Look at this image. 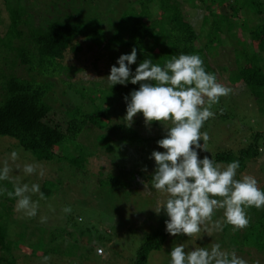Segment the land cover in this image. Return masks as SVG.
Returning <instances> with one entry per match:
<instances>
[{
    "label": "rangeland",
    "instance_id": "1",
    "mask_svg": "<svg viewBox=\"0 0 264 264\" xmlns=\"http://www.w3.org/2000/svg\"><path fill=\"white\" fill-rule=\"evenodd\" d=\"M130 1L132 0H0V40L11 21L10 9L17 10L26 21L27 24L20 25L26 34L30 25L45 28L53 20L77 23L81 20L88 21L92 17L98 19L103 31L110 33L111 28L115 27L129 8ZM183 10L202 37L208 26L202 9H194L184 3ZM233 19L239 22L241 18L237 16ZM251 25L254 26L255 22ZM113 47L118 51L120 49L117 45ZM160 48L161 46L157 49ZM93 50L90 53L92 56L89 55L87 59L85 71L74 74V64L70 63L66 65L64 82L52 79L53 87L47 100L56 112L68 115L69 110L76 105H82V109L88 110L87 112L96 108L104 109L108 117L101 120L102 128L90 124L77 141H69L59 148L57 153L61 157L50 161L38 160L32 152L23 149L17 140L0 136V168L7 160L14 169L11 174L14 179L29 185L38 183L40 191L45 195V199H40L38 193L32 194V200L39 207L36 217L29 218L16 211V199L9 198L4 191L13 190V182L0 181V225L6 226L10 242L13 247H18L15 251L18 256L16 264H132L144 238L159 226L163 210L159 214L154 210L157 201L165 200L167 195L151 188V176L156 165L150 157L154 150L164 151L157 141L166 135V130L159 122L146 125L142 113L134 117L131 127L126 126L125 100L113 106L116 113L108 110V104L103 101L110 95L108 75L105 73L109 65L107 58L111 52L105 53V50L95 47ZM231 50L232 46H227L226 49L222 46L213 60L217 68V81L232 88L233 92L221 97L219 103L213 106L215 118L209 119L201 129L210 137L205 146L207 151L198 150L201 159L205 156L213 158L216 153L223 151L236 152L252 141V133L264 134V101L252 95L246 86L233 85L229 81L228 72L222 69L224 65L236 68ZM6 56L12 59V54L0 43V85L1 73L29 78L31 73L20 63L14 66L9 62L5 63ZM97 56L103 57L93 67L91 62ZM86 73L96 79L88 78ZM37 79L44 78L38 76ZM119 121L126 126L122 131L106 130V124ZM128 128L136 130L141 139L148 141L141 146L149 154L146 156L138 150L135 160L146 159L150 162L149 166L141 162L136 164L134 160L131 161L132 164L127 161L130 157L127 152L133 143L119 139V133L122 135ZM102 143L105 147L100 149ZM258 143L260 155L246 165L245 171L237 170V179L242 175L254 176L259 187L264 190V137H260ZM14 150H19V159L15 162L10 159ZM75 154L88 157L86 173L74 172ZM28 163L41 164L45 175H25L23 166ZM117 164L130 168L129 174L123 176L126 184L121 190L105 184L101 186L100 182L107 175L118 174ZM137 170L142 173L137 174ZM141 181L148 184L150 191H145V184ZM44 188L49 194L43 191ZM66 207H70L71 212H64ZM222 216L223 210H219L213 219H222ZM41 217H46V221L41 222ZM236 234L232 226L225 224L222 231L213 232L211 237L202 234L197 240L184 235H169L160 249L150 251L146 264H171L170 251L178 244H184L187 251L193 247L210 248L214 243H219L224 250L235 251L247 264L261 262L263 258L252 250V246L242 249L241 239L234 238ZM45 256L49 257L47 261L43 259Z\"/></svg>",
    "mask_w": 264,
    "mask_h": 264
},
{
    "label": "trees",
    "instance_id": "2",
    "mask_svg": "<svg viewBox=\"0 0 264 264\" xmlns=\"http://www.w3.org/2000/svg\"><path fill=\"white\" fill-rule=\"evenodd\" d=\"M129 3V8L110 33L103 31L98 19L92 17L77 23L53 20L45 28H36L28 23L30 26L26 34L20 28L21 23L27 24L26 21L17 10L10 9L11 21L0 40L1 45L12 54V59L5 57V63L9 62L11 66L20 63L31 75L23 78L12 73H1L0 136L17 140L23 149L32 152L38 160L50 161L61 157L57 153L59 148L69 141H77L90 124L102 128L101 120L108 117L104 109L96 108L87 112L82 109V105H76L69 110L68 115L56 112L47 100L53 87L52 79L64 82L66 65L70 63L74 64V74L85 71L87 59L89 55L92 56L90 53L94 47L105 50V53L111 52L107 58V75L111 66H119L116 64L119 56L130 54L133 47L137 49V60L129 66L133 73L146 58L163 65L172 56L183 53L198 54L204 61L206 71L217 75L213 60L222 46L225 49L232 46L231 56L236 68L224 65L222 69L228 72L233 85L246 86L252 95L264 101V0H132ZM184 3L191 8L202 9L205 23H208L202 37L184 14ZM237 16L241 18L239 22L233 19ZM252 22H255L254 26ZM113 45H117L119 51ZM159 46L161 48L157 49ZM100 57L103 56L94 57L91 62L93 67L97 66ZM38 76L44 79L39 80ZM109 88V98L103 102L108 104L109 111L116 113L113 106L124 101L125 97L130 98V93L138 90L139 83L133 85L127 82L125 85H109ZM125 127L122 121L106 124L109 132L122 131ZM252 134V141L246 146L236 152L228 150L216 153L212 159L226 165L239 161V170L245 171L246 165L260 155L258 141L264 137L262 132ZM119 135V139L133 143L127 152L130 154L129 163L136 161L138 150L144 155L149 154L146 149L142 150L148 141L141 139L136 130L128 128ZM100 146L103 149L105 144ZM87 158L83 154L74 155L76 174L86 173ZM138 162L150 165L146 159H137L136 164ZM117 166L118 174L107 175L100 182L101 186L105 184L119 190L123 188L126 184L123 176L129 174L130 168H125L123 164ZM139 173L142 172L137 170ZM43 191L49 194L45 188ZM247 214L249 226L237 230L234 238L241 239L242 249L252 246V250L263 258L258 264H264V208H249ZM167 219L163 211L158 228L144 238L132 264H146L150 251L163 246L170 235L166 231ZM17 250L18 247H13L8 238L6 226L0 225V264H16Z\"/></svg>",
    "mask_w": 264,
    "mask_h": 264
},
{
    "label": "clouds",
    "instance_id": "3",
    "mask_svg": "<svg viewBox=\"0 0 264 264\" xmlns=\"http://www.w3.org/2000/svg\"><path fill=\"white\" fill-rule=\"evenodd\" d=\"M136 60L137 49L133 47L130 54L119 56L118 67H110L107 80L110 87L139 83L138 90L132 91L130 98H124L126 126L131 127L134 117L142 113L146 125L159 122L166 130V135L157 141L164 151L154 150L150 158L156 165L151 188L167 195L165 200L157 201L154 210L157 214L161 210L166 213L167 233L197 240L202 234L211 237L213 232L222 231L225 224L232 226L233 231L247 228L250 224L247 209L264 208V190L257 179L251 175L237 179L239 161L222 166L208 156L199 158L198 153V150L207 151L205 146L210 137L201 129L209 119L215 118L213 106L221 97L232 94L233 89L218 82L214 73L206 71L198 54L174 55L163 65L146 58L133 73L129 66ZM10 159L18 160L19 150L12 151ZM13 171L5 160L0 168V181H12L13 190L4 191L9 198L16 199L17 212L36 217L39 205L32 200V194L38 193L40 199H45V195L38 183L29 185L14 179ZM23 172L45 175L43 166L38 163L25 164ZM141 183L145 184V191H150L147 183ZM219 210H223L222 219L214 220ZM63 211L71 212V208ZM46 219L41 217V222ZM170 258L171 264H247L235 251L224 250L219 243L187 251L184 244H178L172 247ZM43 259L47 261L49 257Z\"/></svg>",
    "mask_w": 264,
    "mask_h": 264
},
{
    "label": "built area",
    "instance_id": "4",
    "mask_svg": "<svg viewBox=\"0 0 264 264\" xmlns=\"http://www.w3.org/2000/svg\"><path fill=\"white\" fill-rule=\"evenodd\" d=\"M98 251H99V252H101V250H100V249H98Z\"/></svg>",
    "mask_w": 264,
    "mask_h": 264
}]
</instances>
